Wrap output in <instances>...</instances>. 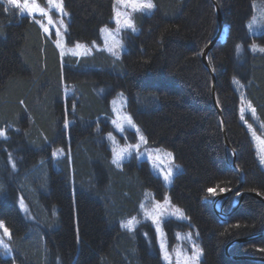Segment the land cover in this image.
<instances>
[{"label": "trees", "instance_id": "obj_1", "mask_svg": "<svg viewBox=\"0 0 264 264\" xmlns=\"http://www.w3.org/2000/svg\"><path fill=\"white\" fill-rule=\"evenodd\" d=\"M151 1L149 13H132L135 31L121 29L124 49L116 56L94 46H102L101 27H114V0H62L65 43L93 48L79 57H61L53 33L0 0V129H5L0 135V219L9 229L12 253L0 255V264H163L151 221H140L132 230L119 225L138 213L147 188L157 198L168 190L188 216V221L163 219L169 248L176 231L193 230L202 249L200 264H264L224 251L233 238L264 229V204L244 195L220 219L208 191L219 193L238 183L212 102L211 77L201 60L218 27L213 4ZM217 2L227 31L209 52L215 94L243 173L241 189L264 197V169L239 117L232 82L243 85L246 101L264 126V51L248 48L253 37L264 42V32L251 36L247 30L252 0ZM41 3L46 6L45 0ZM119 91L146 145L169 149L181 167L168 187L145 159L113 163L106 133L123 139L110 123V102ZM125 131L134 142L133 131ZM261 134L264 139V130ZM57 149L62 155L54 157ZM19 195L31 219L19 207ZM229 206L222 202L224 210ZM228 251L264 257V234L234 243Z\"/></svg>", "mask_w": 264, "mask_h": 264}, {"label": "rangeland", "instance_id": "obj_2", "mask_svg": "<svg viewBox=\"0 0 264 264\" xmlns=\"http://www.w3.org/2000/svg\"><path fill=\"white\" fill-rule=\"evenodd\" d=\"M2 1H4L7 5H13L10 0ZM45 2L46 6L41 3V0H27L29 8H31L34 4L38 6L36 11L31 12L28 9L24 8L23 5L25 3V0H19L20 12L28 14L29 16L36 19V21L40 24L42 30L46 34H54V41L60 51L61 57H64L66 54L79 57L80 55L91 53L93 45H87L82 42L75 43L73 45H67L65 43L64 33L66 30L67 13L63 8L62 0H45ZM147 2H151L153 4L151 0H114V4L112 6L113 21L115 22L114 27H101L100 33L103 41L102 46H99L96 43H94V46L96 48L101 47L104 50H108L109 52L113 53V55L118 56L119 53L124 49V42L121 39L120 31L121 29H130L125 27V24L128 21H130L131 24L134 25L131 15L134 11L139 10L138 7L134 8L133 5L139 6ZM57 5L62 6V11L57 7ZM40 9H43V12H41ZM151 10L152 9L140 11L149 13ZM246 26L251 36H255L264 32V0H252V14L246 22ZM45 29H47V31H45ZM248 48L250 50L264 51V42L260 41L259 39L256 40L253 37V41L250 43ZM237 49L239 51L243 49L241 43L237 45ZM232 82L236 90L238 91L240 99L239 117L246 124L247 129L249 130L251 139L255 147V155L257 161L260 167L264 169V139L261 134V130H264V126L257 121L250 104L246 101L243 93V85L234 78L232 79ZM66 89L67 92L70 91V88ZM110 104L112 110L110 123L112 124L115 132L123 137V139L121 140L114 132L106 133L107 142L112 150V161L116 159L117 155L121 154L123 155V159L119 161V166H121L124 160H127L131 157L136 158L138 161L145 159L147 160L151 171L154 174L159 175L164 185L168 187L171 184L175 173L181 170V167L178 164L174 163L173 153L169 149L163 147L147 146L145 142L141 141V136L144 138V141H146L141 129L134 123L132 119L131 124H129L126 120L129 115L125 110L126 96L122 91H119L111 99ZM248 115H250L249 119L247 117ZM258 128H260L261 130H259ZM126 129L132 130L135 134L136 140L134 142L130 141L129 135H127V131H125ZM4 132L5 129H0V133H3L2 136H4ZM137 145L139 146L136 147ZM53 155L54 157H58L62 155V152L58 151L57 149ZM114 164L118 166L117 163ZM166 176L168 177V179H165ZM240 181L238 178V183H242L243 181L242 172ZM240 190L243 189H241L240 187ZM228 197H224L223 199H221L218 203L219 206L223 201L233 204L234 200L238 199L237 196H234V199H228ZM17 202L24 215L28 219H31L32 215L30 209L22 195L18 196ZM237 206H235V208ZM235 208L232 211H234ZM176 209L180 210L182 216L179 213H176ZM167 217H174L180 220L188 221V216L184 213L183 209L171 201L168 190L165 191L163 198H157L155 197L153 191L147 188L145 189L143 197L140 201L138 213L131 217L121 219L119 221V225L122 227V225H126L129 220H133V225L131 226L132 230L139 224L140 221H151L156 233V242L163 264H193L191 260V257L193 255V245L201 249V245L195 231H176L175 235L177 240L175 244L169 248L167 246L166 236L163 228V219ZM4 228L7 227L0 219V255L11 256L12 253L9 246L10 235L4 232ZM123 228L129 229L128 227ZM8 233H10L9 229ZM4 244L8 245L7 255L4 254ZM162 245L164 246V248H166L168 259H165L166 253L164 248H162ZM201 258L202 254L199 256L198 260L195 261V264H200ZM13 264L18 263L13 261Z\"/></svg>", "mask_w": 264, "mask_h": 264}, {"label": "water", "instance_id": "obj_3", "mask_svg": "<svg viewBox=\"0 0 264 264\" xmlns=\"http://www.w3.org/2000/svg\"><path fill=\"white\" fill-rule=\"evenodd\" d=\"M211 2H212L213 7H214L215 15H216L217 22H218V27H217V31L213 35V37L203 47L202 52H201V60H202L203 65L205 66V68L209 72L210 77H211L212 102H213V105L217 111V114H218L220 122H221V130H222V134H223L224 145L227 149H229L231 151L232 159H231L230 165L238 173V178L240 181L241 180V171L235 165V151L232 148V146L229 143V140L226 136L225 120L223 117L222 109L217 102V98H216V94H215L216 75H215V72L211 66V60L209 58V52H211V50L213 49L215 44L218 41L222 42L225 39L227 26L223 24V17H222L220 7H219L217 0H211ZM240 187H241V183H238L234 187H232L228 190L219 192L213 196L212 201H211V205L213 207L214 212L217 214V216L220 219H225L226 217H228L229 214L232 212V210L235 208V206H237L239 204V202L241 201V199L243 198L244 195H247V194L253 195V196L257 197L264 204V197L262 195H260L259 193L255 192V191L240 190ZM233 193L235 196L238 197V199L234 200V203L231 204V207L228 211H223L221 207H218L219 201L221 199H223L224 197H228L230 194H233ZM262 234H264V229L257 231V232H254V233H251V234H248V235H245V236L236 237V238L232 239L231 241H229L225 245L224 251L231 258L249 259V260H254V261L259 260V261L264 262V257H262V256H256V255H251V254H232L228 251V247L230 245H232L233 243H241V242L253 239V238L260 236Z\"/></svg>", "mask_w": 264, "mask_h": 264}, {"label": "snow or ice", "instance_id": "obj_4", "mask_svg": "<svg viewBox=\"0 0 264 264\" xmlns=\"http://www.w3.org/2000/svg\"><path fill=\"white\" fill-rule=\"evenodd\" d=\"M10 2H11L13 5L17 6V7L20 6V4H19V0H10ZM23 6H24V8L28 9V10L31 11V12L36 11L37 8H38V6L35 5V4H34L31 8H29V5H28V3H27V0H25V3H24ZM57 7L60 8L61 11H62V6L57 5ZM133 7H134V8H137V7H138L139 10H150V9H152V8L154 7V5H153L151 2H147V3L141 4V5H139V6L133 5ZM40 11L43 12V9H40ZM125 27L130 28L131 30L135 31V27H134V25L131 24L130 21L126 22ZM45 31H47V29H45ZM126 120H127V122H128L129 124H131V118H130V117H127ZM0 135H3V133H0ZM140 139H141V141H143V142L146 143V141H144V138H143L142 136L140 137ZM138 146H139V145H137L136 147H138ZM121 159H123V155H122V154H121V155H117V156H116V159H115L113 162H114V163H117V165L119 166V161H120ZM165 179H168V177L166 176ZM208 191H209L210 193H212V194H215V190H214V189H208ZM221 191H224V189H221ZM176 213H179V214L182 216V213L180 212L179 209H176ZM132 225H133V220H129V221L127 222V224H126V225H122V227H128V228L131 230V226H132ZM3 230H4V232H5L6 234H9V235H10V233H8V229H7V228H4ZM3 248H4V250H5V253H4V254L7 255V252H8V245H7V244H4V245H3ZM162 248H164L163 245H162ZM164 250H165V253H166V248H164ZM201 254H202V250L199 249L197 246L193 245V255H192V257H191V260H192L193 264H195V261L198 260V258H199V256H200ZM165 259H168L167 253H166V255H165Z\"/></svg>", "mask_w": 264, "mask_h": 264}, {"label": "flooded vegetation", "instance_id": "obj_5", "mask_svg": "<svg viewBox=\"0 0 264 264\" xmlns=\"http://www.w3.org/2000/svg\"><path fill=\"white\" fill-rule=\"evenodd\" d=\"M234 196H235L234 193H233V194H230V195H229V198L232 199ZM233 199H234V198H233ZM239 203H240V202H239ZM229 204H230V203H229ZM230 207H231V204H230L229 208H230ZM225 211H227V210H225ZM229 215H230V214H229Z\"/></svg>", "mask_w": 264, "mask_h": 264}]
</instances>
